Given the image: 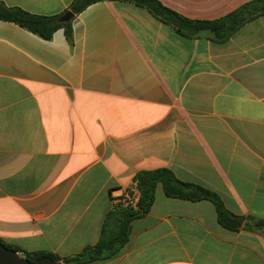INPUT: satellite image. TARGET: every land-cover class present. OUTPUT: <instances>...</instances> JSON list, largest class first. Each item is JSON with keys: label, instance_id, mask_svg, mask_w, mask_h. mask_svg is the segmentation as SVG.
<instances>
[{"label": "crops", "instance_id": "1", "mask_svg": "<svg viewBox=\"0 0 264 264\" xmlns=\"http://www.w3.org/2000/svg\"><path fill=\"white\" fill-rule=\"evenodd\" d=\"M217 20L255 0H158ZM72 0H0L53 16ZM49 40L0 21V241L73 256L95 245L134 176L167 169L264 220V16L223 43L99 2ZM138 192V191H137ZM251 221L247 224L252 226ZM113 257L85 264H264V233L231 232L209 201L159 184Z\"/></svg>", "mask_w": 264, "mask_h": 264}, {"label": "trees", "instance_id": "2", "mask_svg": "<svg viewBox=\"0 0 264 264\" xmlns=\"http://www.w3.org/2000/svg\"><path fill=\"white\" fill-rule=\"evenodd\" d=\"M129 3L146 10L154 19L170 26L175 32L186 38H199L207 35L216 43H223L233 36L244 24L264 16V0H255L242 5L227 16L217 20H191L166 8L158 0H72L68 9L53 16H43L24 11L19 7H7L0 3V21H7L38 35L44 40L51 39L53 33L63 29L68 41L72 38L71 20L59 22L60 17L67 11L74 16L87 7L99 2ZM134 184L139 193L136 206L114 207L107 214L98 242L84 248L78 254L59 257L47 252H26L15 246L2 243L6 248L20 253L30 262L44 257H50L62 264H85L98 260H106L116 255L129 241L131 222L148 213L155 196L157 185L163 187L167 197L189 202L209 201L217 212L218 223L224 229L237 232L241 228L256 230L264 233V220L245 218L229 213L219 197L209 190L194 184L180 182L167 169L141 171L134 176ZM251 221L252 226L247 224Z\"/></svg>", "mask_w": 264, "mask_h": 264}, {"label": "water", "instance_id": "3", "mask_svg": "<svg viewBox=\"0 0 264 264\" xmlns=\"http://www.w3.org/2000/svg\"><path fill=\"white\" fill-rule=\"evenodd\" d=\"M73 14L70 11L65 12L59 19L61 23H67L73 18ZM0 264H62L55 262L50 257H44L36 260L35 262H30L23 258L20 253L6 248L2 243H0Z\"/></svg>", "mask_w": 264, "mask_h": 264}, {"label": "built area", "instance_id": "4", "mask_svg": "<svg viewBox=\"0 0 264 264\" xmlns=\"http://www.w3.org/2000/svg\"><path fill=\"white\" fill-rule=\"evenodd\" d=\"M139 200V193L133 191L114 199V207H131L136 206Z\"/></svg>", "mask_w": 264, "mask_h": 264}]
</instances>
